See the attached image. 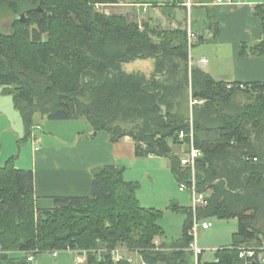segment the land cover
Returning a JSON list of instances; mask_svg holds the SVG:
<instances>
[{"label": "trees", "instance_id": "1", "mask_svg": "<svg viewBox=\"0 0 264 264\" xmlns=\"http://www.w3.org/2000/svg\"><path fill=\"white\" fill-rule=\"evenodd\" d=\"M115 2L0 0V16L14 15L9 31L0 25V87L23 120L21 141L30 139L37 116L83 117L94 131H107L111 142L129 136L136 157L169 158L177 181L187 183L190 170L179 164L170 143L184 144L178 133L191 117L202 151L195 184L207 198L197 215L237 221L231 243L217 248L212 261L198 256L196 264H245L238 248L264 241V82L228 86L214 80L190 63L187 31L148 23L139 29L137 21L96 7ZM253 14L261 33L238 52L264 56V3ZM138 58H153L148 76L122 69ZM123 171L114 164L93 167L90 194L54 196L52 207L39 208L34 172L16 168L9 157L0 166V264H30L28 251L67 249L80 252L77 264H132L111 259L116 247L136 252L147 264L187 263L190 206L169 204L185 220L181 237L164 241L162 210L141 205L136 183L125 180Z\"/></svg>", "mask_w": 264, "mask_h": 264}, {"label": "crops", "instance_id": "2", "mask_svg": "<svg viewBox=\"0 0 264 264\" xmlns=\"http://www.w3.org/2000/svg\"><path fill=\"white\" fill-rule=\"evenodd\" d=\"M121 1H124L123 4L128 7H136L135 12L134 8H128L127 13L123 14L128 19L135 21L137 16L146 18L142 12L145 7H152L153 15L147 16L149 19H145L140 26L148 23L159 28H181L187 31V34L188 32L193 33L192 40L198 41L200 45L197 46L196 59L193 62L189 55L190 63L199 66L214 80L225 82L227 85L234 82H264V56L240 55L238 52L241 43L250 44L261 33V23L259 18L254 16L253 7L256 4L264 3V0H231V2L227 0H192L194 5L191 7L184 4L185 0H173L172 2L167 0ZM178 9L184 10L183 23H179L175 16L174 11ZM160 20L163 21V24L160 23ZM211 21L214 26H211ZM201 58H204V62L200 61ZM152 70L147 73V76ZM189 103L191 104L192 101ZM37 129L42 130L40 126H37ZM79 129L81 130L73 131L72 140L56 137L53 132H43L42 135H39L36 134L38 131L33 129L30 137L32 144L28 143L29 147H24V143L28 140L21 141L24 133L23 120L13 105L11 95L3 93L2 87H0V166L9 157H14L16 168L30 169L34 172L37 207H52L54 196L90 194V171L93 167L110 164L122 166L123 164L120 162L122 159L131 162L138 159L134 155V143L129 136L111 142L109 134L105 130L94 131L88 124ZM35 141L40 143V145L37 143L39 146L37 149ZM157 157L160 156L149 155L145 158ZM123 167L124 177L126 168ZM168 168H170V164ZM172 197L176 198L175 194ZM138 199L141 203L140 198ZM150 201L148 205L151 206H146L155 207L153 206L155 205L154 201ZM170 201L183 206L177 201V198L175 201L174 199H170ZM176 220L179 227L177 231L173 230L175 226L172 223L168 230L163 228L164 236L167 237L166 241L176 240L182 235L185 217L184 219L180 217L173 219L172 217V221ZM196 261L197 259L192 256L185 264H196Z\"/></svg>", "mask_w": 264, "mask_h": 264}, {"label": "rangeland", "instance_id": "3", "mask_svg": "<svg viewBox=\"0 0 264 264\" xmlns=\"http://www.w3.org/2000/svg\"><path fill=\"white\" fill-rule=\"evenodd\" d=\"M135 1V0H133ZM140 2H152L156 0H139ZM160 1V0H157ZM173 1V0H167ZM123 3L124 1L117 0L115 4H99L96 7L99 8L101 12L106 14H126L128 8H134L133 6H126ZM153 9L151 6L145 7V10L142 14L146 18H139L136 17V21L139 25V29H142V24L144 20L149 19L150 15H153ZM135 12V11H134ZM166 13V12H165ZM176 18L178 19L179 23L184 22V10L178 9L174 11ZM159 15V14H158ZM17 16V15H15ZM14 17L13 14L7 13L5 16H0V25L3 31H9V25ZM160 23L163 24V21ZM200 43L198 41L192 40L189 46V55L192 62L196 59V50L197 46ZM154 64L153 58H138L129 62H125L122 64V69L128 73L135 72V71H142L147 73L152 70ZM186 113H190V103L186 104ZM38 124L34 126V130L38 132L36 134L42 135L43 132L54 133L56 137H62L64 139L72 140L73 138V131L79 128H84L85 125H90L89 122L84 118H78L76 120H49L47 118H40L37 116ZM37 126L42 128V130H38ZM91 137V136H90ZM50 138V137H49ZM52 139V138H50ZM32 139H29L28 142L24 143V147L28 146V143L32 144ZM40 145V143H38ZM22 146V147H23ZM172 153L175 155H179L184 150V145L182 146L177 143H170ZM181 146V147H180ZM121 164L125 166L126 172L124 175V179L127 181H133L136 183V195L137 198H140L141 205L146 206L150 204V200H153L155 208L161 209L163 215L159 218L158 222L164 229H169L172 224L175 226L174 231H177L178 222L172 221L173 219L183 218L185 217L184 213L181 212H172L167 209L169 204L172 202L170 199L177 198V201L183 206H190L191 205V197L190 191L186 190H179L178 184L173 171L171 168H168L170 164V160L167 157H157V158H140L138 157L137 160H133L132 162L129 160L122 159ZM134 163V164H133ZM175 194V197L172 195ZM146 197V198H145ZM149 200V201H146ZM145 204V205H144ZM151 206V205H148ZM209 222H211V227L208 229H199L195 234V240L197 246L202 249L200 253V260L203 261H211L213 259L214 250L223 246L228 245L232 241V233L236 230V219L234 218H218L216 216H210L206 218ZM174 222V223H173ZM172 223V224H170ZM164 241L167 240V237H161ZM174 238V237H173ZM161 241L157 239L155 242L158 243ZM168 242V241H166ZM189 250V249H188ZM190 251V250H189ZM191 252V251H190ZM128 253V252H125ZM192 253V252H191ZM15 255H19L20 253L15 252ZM131 258L134 260L135 263L139 262L140 256L134 252L131 253ZM192 256H194L192 254ZM195 258V256H194ZM198 258V257H196ZM35 259L37 264H77L83 257L81 256L79 251H73L70 249L67 250H58L56 256L52 255V251H39L35 253ZM134 264V263H133ZM164 264V263H160Z\"/></svg>", "mask_w": 264, "mask_h": 264}, {"label": "built area", "instance_id": "4", "mask_svg": "<svg viewBox=\"0 0 264 264\" xmlns=\"http://www.w3.org/2000/svg\"><path fill=\"white\" fill-rule=\"evenodd\" d=\"M221 1V0H217ZM228 2H231V0H227ZM184 4L187 7H191L194 5V2L192 0H185ZM193 33L188 32L187 34V40L188 44L190 45L191 40L193 38ZM201 62H204V58H201ZM239 88L243 89L245 88V85L243 83H239ZM231 86V85H228ZM178 137L181 140H184V150L178 155L179 157V164L182 167H187L190 170V177L189 182L179 181L178 188L179 190L183 191L188 189L190 191V197H191V228L188 231V234L191 236V241L189 243L188 249L192 252V254L196 257H198L202 251L200 247L197 246L196 240H195V232L197 230L201 229H208L211 227V222H209L206 218H199L198 208L204 207L207 205V198L206 193L199 191L196 188L195 184V165L197 160L202 156V151L199 147L195 145L194 142V127L192 118H189L188 128L187 130H181L178 133ZM187 138V139H186ZM36 144L35 148H39L37 145V141L34 142ZM106 249L102 248L100 251H105ZM216 250V249H215ZM1 251V248H0ZM128 252V253H125ZM27 260L30 262V264H37L34 252L28 251L25 253ZM57 251L53 250L52 255L56 256ZM131 253L125 249L124 247H116L115 249H112L110 251V257L113 261H118L120 259H126L127 261L131 262L132 264H147L143 260H139V262L135 263L134 260L131 258ZM238 257L242 259L245 264H264V241H262L259 245L254 246H240L238 248ZM197 259V258H196ZM83 259H81L82 261ZM80 262V261H79Z\"/></svg>", "mask_w": 264, "mask_h": 264}, {"label": "bare ground", "instance_id": "5", "mask_svg": "<svg viewBox=\"0 0 264 264\" xmlns=\"http://www.w3.org/2000/svg\"><path fill=\"white\" fill-rule=\"evenodd\" d=\"M254 245H257V244H252V245H249V246H254ZM34 256H35V253H34ZM251 264H254V263H251Z\"/></svg>", "mask_w": 264, "mask_h": 264}]
</instances>
